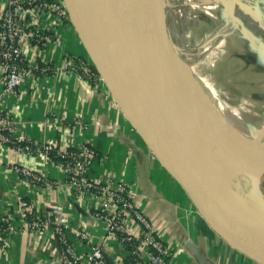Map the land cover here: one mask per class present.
Segmentation results:
<instances>
[{"label": "crops", "instance_id": "obj_1", "mask_svg": "<svg viewBox=\"0 0 264 264\" xmlns=\"http://www.w3.org/2000/svg\"><path fill=\"white\" fill-rule=\"evenodd\" d=\"M4 1L0 0V9ZM243 4L247 5L244 9L249 11L250 19H259L264 30V0H245ZM49 22L52 24L53 20ZM49 22L46 19L43 23L48 26ZM53 28L47 27L46 33H57V43L43 53L41 65L42 70L49 71L38 72L35 80L28 81L6 101L18 131L22 130L35 144L51 143L56 148H74L81 144L93 147L97 157L91 165L90 178L96 181L110 178L115 185L123 183L137 193V206L163 240L170 264H256L242 258L210 232L180 186L172 193L175 199L183 195L188 202L186 209L177 206L167 191L170 178L164 175L161 164L140 144L130 126L121 120L117 122L107 100L92 87L88 69L80 59L83 53L74 31L63 33L72 41L71 48L67 47L69 53L64 50L61 27ZM248 37L245 36L244 43L249 47L254 45L257 53L250 47L245 54H259V66L264 68V33ZM11 160L64 186L47 191L28 185L7 170L6 164ZM65 183V177L49 162L29 155L12 157L0 144V264H60V246L51 228L44 234H3L6 217L18 225L16 208L23 200L41 218L49 219L53 210L58 209L68 218L71 229L77 226L87 229L93 238L92 245L76 243L71 232L67 233L78 249L97 244L103 225L92 216L86 206L87 199L77 201ZM105 259L107 264H120V248L116 242L111 241L106 247Z\"/></svg>", "mask_w": 264, "mask_h": 264}, {"label": "bare ground", "instance_id": "obj_2", "mask_svg": "<svg viewBox=\"0 0 264 264\" xmlns=\"http://www.w3.org/2000/svg\"><path fill=\"white\" fill-rule=\"evenodd\" d=\"M66 2L72 7L74 25L79 28L96 64L103 67L104 63L109 71L105 76L113 84L115 95L127 100L128 91H134L142 119L153 135L213 185L223 205L249 208L260 220L231 211L237 221L234 226L243 232L264 236V196L253 199L250 168L246 170L233 142V138L242 141L247 136L246 132L236 131L243 106L225 120L208 117L213 116L208 102L215 106L221 99L208 98L210 77L198 73L195 66L165 45L157 0H95L101 17L89 0ZM102 47L113 59L115 78L110 74ZM93 51H98L103 63ZM203 62L209 67L212 61ZM121 71L130 79L126 86L119 79ZM258 126L260 129L247 140H253L254 146L264 136V121ZM226 133L229 142L220 143ZM230 145L233 153L226 159L221 149L227 152ZM248 151L249 148H244V153ZM215 230L240 253L264 264L263 246L245 244Z\"/></svg>", "mask_w": 264, "mask_h": 264}, {"label": "built area", "instance_id": "obj_3", "mask_svg": "<svg viewBox=\"0 0 264 264\" xmlns=\"http://www.w3.org/2000/svg\"><path fill=\"white\" fill-rule=\"evenodd\" d=\"M61 15L57 0H5L0 9V144L12 157L29 155L49 162L65 177V185L77 201L87 199L86 206L103 225V233L96 245L80 250L67 233L71 232L76 243L92 245L93 238L87 229L82 226L71 229L68 218L58 209L53 210L49 219L41 218L24 200L16 208L18 225L6 217L2 232L5 236L44 234L51 228L58 238L60 264H107L105 249L111 241L119 245L120 264H170L163 240L137 206V193L123 183L115 185L110 178L105 181L90 178V168L97 157L93 147L81 144L74 148H56L51 143L35 144L22 130L18 131L7 110L9 96L35 80L38 72L49 71L41 69L43 53L57 43L58 34L46 31L47 27H60ZM46 19L53 23L44 25ZM6 168L26 184L47 191L64 186L13 160L7 162Z\"/></svg>", "mask_w": 264, "mask_h": 264}, {"label": "rangeland", "instance_id": "obj_4", "mask_svg": "<svg viewBox=\"0 0 264 264\" xmlns=\"http://www.w3.org/2000/svg\"><path fill=\"white\" fill-rule=\"evenodd\" d=\"M57 2L59 11L62 12L58 23L62 34L70 30L76 34V39L83 53L80 59L88 69L92 87L102 95L103 99L107 100V106L115 112L117 122L121 120L130 126L132 132L137 135L140 144L154 156L123 115L114 99L106 83V76L109 75V71L104 67L105 64L101 60L98 51L94 52L104 66H101L102 69H100L101 67L98 68L95 64L90 51L85 45V41L74 25L72 7L65 0H57ZM157 2L160 4L165 33L167 34L166 37L171 50L180 54L181 58L188 64L195 66L198 73L210 77V97L208 98L214 101L215 98L213 96H217L221 99L215 106L212 105L213 103L208 102L209 109L213 113V116L208 115V117L215 120H225L230 113L243 106L240 110L241 116L239 117L236 131L246 132L247 136L243 139L245 141L233 138V142L235 149L239 150V156L246 170L247 167L250 168L248 173L252 187L254 176L258 174L264 165V136L256 146L253 145V140L247 141L251 135L260 129L259 123L264 121V68L259 66V61H261L259 54L253 55L257 58H255L256 60L253 56L245 54L247 48L250 49V47L255 54L257 51L254 45L247 46L248 43H244V38L245 36L264 33V30L260 28L259 19H250L249 11L244 9L245 4L243 3L245 0H236L234 3H229L227 0H157ZM73 11L78 16V10L74 5ZM252 18L255 19L253 16ZM86 26L89 27L87 23ZM63 35L64 50L69 52L68 48H71L72 41L66 38V34ZM204 60L212 61L208 64L209 67L203 62ZM227 141L229 142L226 133L219 142L227 143ZM252 145L254 148H251ZM246 147L249 148V151L244 153V148ZM221 153L222 155L223 153L225 154L226 159L229 158L233 153L231 145L227 152L221 149ZM162 170H164V175L167 174L166 176L170 178V188L167 191H170V195L175 199L172 192H176V187L179 184L174 181L163 167ZM261 191V195L264 196V176L261 181ZM187 202L186 197L183 195L175 199V203L181 209L182 207L186 209L185 203L187 205ZM194 210L197 211L196 208ZM195 213L199 214L198 211ZM202 220L205 222L203 218ZM205 224L210 232L217 236L218 240L231 247L218 231L213 229L207 222ZM236 252L239 253L238 251ZM239 254L245 260L260 264L241 253Z\"/></svg>", "mask_w": 264, "mask_h": 264}, {"label": "water", "instance_id": "obj_5", "mask_svg": "<svg viewBox=\"0 0 264 264\" xmlns=\"http://www.w3.org/2000/svg\"><path fill=\"white\" fill-rule=\"evenodd\" d=\"M89 1L91 2V5H93V8L95 9L97 15L101 17V12L97 7V4L95 3V0ZM159 13L160 15L162 14L161 8L159 10ZM161 18L163 24L162 28L165 35V45L168 47V49H171L168 44L165 33L164 19L163 17ZM75 27L83 38L79 28L77 26ZM102 48L103 54L105 55V60H107L108 62L110 74L111 76H113V78H115L116 69L113 59L107 55L104 50V47ZM119 79L120 81H122V84L124 86H126L130 82L128 75H125L123 71H121ZM106 83L109 89L111 90L114 99L118 103L123 115L127 118L131 126L135 129V131L138 133L140 138L153 153L154 157L158 160L161 166L184 190L187 197L189 198L193 206L197 209L199 215L204 219V221L207 222L213 229L221 230L223 233L240 242L250 245L255 244L264 247L263 235L249 234L237 229L234 226L237 221L231 211H236L237 214H246L252 218H255V220H257L258 222H260L259 218H257V216L249 208H244L241 206L223 205L218 200L217 192L213 185L207 182V180H205L197 170L193 169L187 163L180 160L176 154H174L159 138H157V136L153 135V133L149 130V128L146 126L142 119L137 94L134 91L129 90L126 96L127 100H121L115 95V88L113 84H110V81L108 79L106 80ZM263 176L264 165L262 166L258 174L254 176V182L252 184L251 190L253 199H255V201L259 200L261 197V181ZM232 248L239 252V250H237L236 248ZM243 255L247 256L246 254ZM252 260L254 259L252 258Z\"/></svg>", "mask_w": 264, "mask_h": 264}]
</instances>
